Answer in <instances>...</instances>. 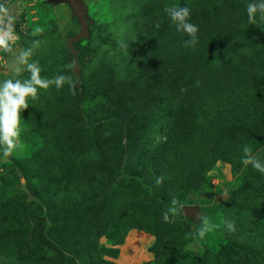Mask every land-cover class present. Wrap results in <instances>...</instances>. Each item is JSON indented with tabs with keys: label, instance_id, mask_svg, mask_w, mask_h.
Here are the masks:
<instances>
[{
	"label": "rangeland",
	"instance_id": "1",
	"mask_svg": "<svg viewBox=\"0 0 264 264\" xmlns=\"http://www.w3.org/2000/svg\"><path fill=\"white\" fill-rule=\"evenodd\" d=\"M83 1L77 80L68 5L9 0L17 51L39 39L41 76L77 88L38 90L0 154V264H264V173L242 163L249 146L264 164V20L249 22L251 0ZM172 5L190 9L195 45ZM0 57V81L14 78ZM173 197L192 215L166 222ZM200 212L220 226L193 239Z\"/></svg>",
	"mask_w": 264,
	"mask_h": 264
},
{
	"label": "clouds",
	"instance_id": "2",
	"mask_svg": "<svg viewBox=\"0 0 264 264\" xmlns=\"http://www.w3.org/2000/svg\"><path fill=\"white\" fill-rule=\"evenodd\" d=\"M12 6L9 0H0V53L11 58L8 68L14 76V78L0 81V154L5 159L10 157L17 147L22 132L21 113L29 109L30 100L38 99V90H47L53 85L60 90L67 84L71 94L75 95L77 88L72 75L57 74L52 79L41 76L42 69L39 62L32 59L35 50L40 47L39 39H34L30 47L20 48L17 51L20 36L15 31L17 10H13ZM164 11L176 30L189 37L185 41L187 45L198 43L199 29L190 22L191 13L188 7L172 5L166 7ZM246 11L250 23H255L257 15L259 19L264 20V0H251L247 4ZM42 32V28L36 27L32 35L39 36ZM25 72L28 73V77L21 79L20 77ZM181 91L186 90L181 89ZM243 153L242 163L244 165H251L260 173H264V164L253 154L251 147L244 146ZM227 196L225 193L224 197L227 198ZM185 209L184 204L173 197L169 209L163 214L164 220L166 222L169 220V213L173 216L180 213L185 214ZM195 219L199 223L193 226V231L190 233L193 239H204L208 233L220 226L211 222L202 212ZM222 226L230 233L236 230L234 222L230 220L222 221Z\"/></svg>",
	"mask_w": 264,
	"mask_h": 264
},
{
	"label": "water",
	"instance_id": "3",
	"mask_svg": "<svg viewBox=\"0 0 264 264\" xmlns=\"http://www.w3.org/2000/svg\"><path fill=\"white\" fill-rule=\"evenodd\" d=\"M52 3H65L68 5L72 14L78 19L79 24L81 26V30L77 35L72 36L67 41V46L73 52H75L74 48L72 47L73 44L78 42L82 38H88L90 36L89 33V26L92 24L88 16V7L83 0H50ZM16 7V5H15ZM185 212L189 215H192V212L195 211L192 207H185Z\"/></svg>",
	"mask_w": 264,
	"mask_h": 264
},
{
	"label": "trees",
	"instance_id": "4",
	"mask_svg": "<svg viewBox=\"0 0 264 264\" xmlns=\"http://www.w3.org/2000/svg\"><path fill=\"white\" fill-rule=\"evenodd\" d=\"M89 33H90V31H89ZM72 47L74 48L75 52L71 51L68 47L70 57L72 58V61H73V69L71 70V72L74 75V77L78 80L80 78V65L78 63L80 51L75 47V44H73ZM178 192H179V194H181L184 197V204L187 205V204L191 203V198L188 196L189 191L187 188L182 187L179 189Z\"/></svg>",
	"mask_w": 264,
	"mask_h": 264
}]
</instances>
